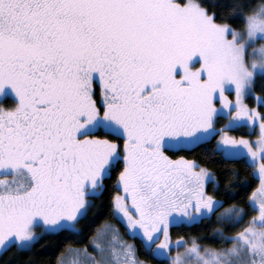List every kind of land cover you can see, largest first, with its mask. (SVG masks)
I'll return each instance as SVG.
<instances>
[{
	"label": "snow or ice",
	"instance_id": "snow-or-ice-1",
	"mask_svg": "<svg viewBox=\"0 0 264 264\" xmlns=\"http://www.w3.org/2000/svg\"><path fill=\"white\" fill-rule=\"evenodd\" d=\"M0 264H264V0H0Z\"/></svg>",
	"mask_w": 264,
	"mask_h": 264
},
{
	"label": "trees",
	"instance_id": "trees-1",
	"mask_svg": "<svg viewBox=\"0 0 264 264\" xmlns=\"http://www.w3.org/2000/svg\"><path fill=\"white\" fill-rule=\"evenodd\" d=\"M257 91L258 92L260 91L259 87H257ZM246 102L250 106H253L255 104V101H254V99L252 97H249ZM235 134H245L244 133V129H240V130L235 131ZM236 166L242 168V166L240 164H237ZM242 171H243V169H242ZM243 175L245 177H248V173L247 172H243ZM108 195H109V193L106 192L104 197L101 198V200L104 201V207L101 210L102 211L101 219H103L104 215H106V213H107V197H108ZM199 227H200L199 225H194L191 229H181L180 232H181V234H184L185 232H189L190 231V232L195 234V233H197ZM176 231H177L176 229H173L174 236H175ZM52 239H54V238H46L47 243H46V241H41V244H45L46 245L44 249H41V251L45 253V259L50 258L57 251L55 245L51 243ZM137 243H139V241H137ZM3 259L12 261V260H14V257H13V254L11 252H9V253H5L4 254Z\"/></svg>",
	"mask_w": 264,
	"mask_h": 264
},
{
	"label": "rangeland",
	"instance_id": "rangeland-1",
	"mask_svg": "<svg viewBox=\"0 0 264 264\" xmlns=\"http://www.w3.org/2000/svg\"><path fill=\"white\" fill-rule=\"evenodd\" d=\"M232 98H234V95H233ZM244 133L245 134H235V133L234 134L237 135V136H239V135H246L247 134L246 136H248L250 139H255V137L257 135V130H252L251 132H249V130L244 129Z\"/></svg>",
	"mask_w": 264,
	"mask_h": 264
}]
</instances>
